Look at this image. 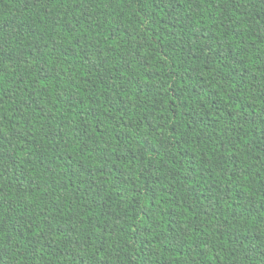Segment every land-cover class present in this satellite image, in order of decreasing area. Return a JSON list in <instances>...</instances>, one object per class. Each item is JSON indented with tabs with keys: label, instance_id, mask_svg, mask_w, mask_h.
I'll return each instance as SVG.
<instances>
[{
	"label": "trees",
	"instance_id": "obj_1",
	"mask_svg": "<svg viewBox=\"0 0 264 264\" xmlns=\"http://www.w3.org/2000/svg\"><path fill=\"white\" fill-rule=\"evenodd\" d=\"M0 264H264V0H0Z\"/></svg>",
	"mask_w": 264,
	"mask_h": 264
}]
</instances>
